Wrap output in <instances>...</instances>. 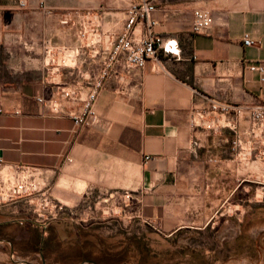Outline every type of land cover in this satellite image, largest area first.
I'll return each mask as SVG.
<instances>
[{
  "label": "crops",
  "instance_id": "crops-1",
  "mask_svg": "<svg viewBox=\"0 0 264 264\" xmlns=\"http://www.w3.org/2000/svg\"><path fill=\"white\" fill-rule=\"evenodd\" d=\"M156 7L151 32L174 39L178 57L142 70L115 65L93 105L99 123L77 128L73 119L124 17L116 30L108 17L95 24L98 39L84 48L74 39L78 4L0 0V167L27 173L36 197L56 206L92 201L102 213H127L170 235L208 222L243 175L257 174L262 151L245 117L233 128V118L224 117L228 127L211 131L192 125L191 114L209 100L244 107L264 101V73L249 70L264 68V0H156ZM198 7L211 15L204 35L189 31ZM51 14L53 32L73 35L52 42L79 49L53 68L44 57ZM244 34L252 46L241 44ZM16 204H1L0 218L17 215Z\"/></svg>",
  "mask_w": 264,
  "mask_h": 264
},
{
  "label": "rangeland",
  "instance_id": "rangeland-1",
  "mask_svg": "<svg viewBox=\"0 0 264 264\" xmlns=\"http://www.w3.org/2000/svg\"><path fill=\"white\" fill-rule=\"evenodd\" d=\"M58 1L50 0V5ZM67 1L79 5L76 12L82 21L76 18L74 39L85 48L98 39L91 27H100L107 17L115 30L120 28L131 0ZM56 24L51 14V42L44 53L51 68L67 65L69 58L79 55L78 45L66 49L52 42L73 36L53 32ZM80 25L86 28L82 38ZM258 149L262 153L257 174L243 175L236 192L225 193L211 209L208 222L170 235L127 213H102L92 201L75 208H45L44 198L36 197L35 190L29 199L13 201L17 215L0 218V264H81L86 260L94 264H264V144ZM16 179L27 181V173L16 175L0 167V190L12 193Z\"/></svg>",
  "mask_w": 264,
  "mask_h": 264
},
{
  "label": "built area",
  "instance_id": "built-area-1",
  "mask_svg": "<svg viewBox=\"0 0 264 264\" xmlns=\"http://www.w3.org/2000/svg\"><path fill=\"white\" fill-rule=\"evenodd\" d=\"M156 9V0H131L129 2L124 13L122 28L118 34L110 38L108 47L104 50L107 52V56L104 59L102 69L82 101L80 112L73 119L74 127H89L99 123L93 105L104 83L111 77L115 65L121 66L124 71L142 70L149 61L159 62L161 59L170 61L178 57L179 50L174 39L153 35L151 32L154 25L153 14ZM210 26L211 15L207 8L198 7L191 11L190 33L204 35L209 31ZM93 27H91V31L95 33L92 30ZM137 28L138 33L134 34ZM85 33V26L80 25L79 36L82 38ZM241 44L244 47H250L253 45V41L249 39L247 34H244L241 38ZM44 53L47 54L45 48ZM249 70L260 74L264 73V68L261 65H251ZM38 101L40 102V100ZM228 116L233 118L231 128L234 127L235 121L245 117L248 122V133L255 140L254 147L264 144V101L244 107L209 100L206 109L192 111L191 124L195 125L194 121H196L198 127L216 131L228 127L222 121L224 117ZM236 145H239L238 141ZM12 189H14L13 192L9 194H6L2 189L0 190V204L11 203L15 199H29L36 190L33 183L17 179ZM42 200L43 207L61 210L60 206L49 203L45 198Z\"/></svg>",
  "mask_w": 264,
  "mask_h": 264
},
{
  "label": "water",
  "instance_id": "water-1",
  "mask_svg": "<svg viewBox=\"0 0 264 264\" xmlns=\"http://www.w3.org/2000/svg\"><path fill=\"white\" fill-rule=\"evenodd\" d=\"M10 256H12V254L10 253ZM81 264H94L93 262L90 261H83Z\"/></svg>",
  "mask_w": 264,
  "mask_h": 264
},
{
  "label": "flooded vegetation",
  "instance_id": "flooded-vegetation-1",
  "mask_svg": "<svg viewBox=\"0 0 264 264\" xmlns=\"http://www.w3.org/2000/svg\"><path fill=\"white\" fill-rule=\"evenodd\" d=\"M87 261V260H86Z\"/></svg>",
  "mask_w": 264,
  "mask_h": 264
}]
</instances>
